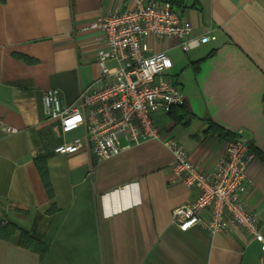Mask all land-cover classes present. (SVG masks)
Here are the masks:
<instances>
[{"label":"crops","instance_id":"crops-1","mask_svg":"<svg viewBox=\"0 0 264 264\" xmlns=\"http://www.w3.org/2000/svg\"><path fill=\"white\" fill-rule=\"evenodd\" d=\"M134 4L0 0V264H262L260 243L239 227L211 233L173 221V208L197 190L176 178L162 141L121 142L123 151L103 160L86 149L58 151L86 129L62 133L44 113L43 92L57 88L69 106L98 80L104 34L84 28ZM175 9L192 36L215 39L188 51L179 38L151 40L170 56L185 95L158 123L205 171L224 154V133L251 141L256 159L242 199L264 235V161L255 151H264V0H180ZM8 126L18 131L7 133ZM23 230L48 247L43 258L21 241Z\"/></svg>","mask_w":264,"mask_h":264},{"label":"built area","instance_id":"built-area-1","mask_svg":"<svg viewBox=\"0 0 264 264\" xmlns=\"http://www.w3.org/2000/svg\"><path fill=\"white\" fill-rule=\"evenodd\" d=\"M84 29H99L104 34L97 54L102 76L83 88L69 106L63 104L57 88L43 92L44 113L57 121L62 133L86 129L83 138L63 144L58 151L86 149L103 160L123 151L121 138L126 147L162 141L173 154L171 168L176 178L197 190L193 201L173 208V221L182 230L200 225L211 233L239 227L260 243L264 264L259 215L242 199L249 183L248 168L256 159L251 141L242 132L235 133L226 141L215 167L205 171L174 137L164 136L158 123L159 117L184 104L185 95L169 71L173 67L170 56L164 50L154 51L151 40L179 38L188 51L215 36H192V26L166 0H135L132 7L115 9ZM4 129L11 134L18 131L9 126Z\"/></svg>","mask_w":264,"mask_h":264},{"label":"trees","instance_id":"trees-1","mask_svg":"<svg viewBox=\"0 0 264 264\" xmlns=\"http://www.w3.org/2000/svg\"><path fill=\"white\" fill-rule=\"evenodd\" d=\"M2 2H5L6 0H1ZM171 2L173 8L175 9V5L178 4L180 2V0H166ZM176 10V9H175ZM177 108V107H176ZM175 109V108H174ZM223 136L225 138H232L235 136V134H230V133H224ZM223 137V138H224ZM257 152V154L260 156V158L264 161V151L262 150H255ZM39 166V170L41 172V176L45 182V186L47 188V190L49 191V194L52 193L53 189L49 180V176H48V171L46 166H44V164L38 163ZM1 235H5L6 232L1 230ZM21 241H24V245L27 247H33L41 256V258H43L47 253H48V247L43 244V242H41L39 239H36L35 237H33L32 235H30L28 232L24 231L22 232V239Z\"/></svg>","mask_w":264,"mask_h":264},{"label":"rangeland","instance_id":"rangeland-1","mask_svg":"<svg viewBox=\"0 0 264 264\" xmlns=\"http://www.w3.org/2000/svg\"><path fill=\"white\" fill-rule=\"evenodd\" d=\"M121 142H122V144H125L124 138H121Z\"/></svg>","mask_w":264,"mask_h":264}]
</instances>
